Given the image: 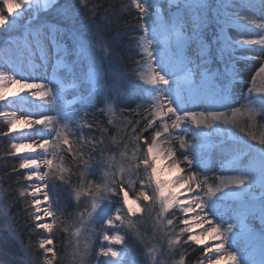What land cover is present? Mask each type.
<instances>
[{
	"label": "snow or ice",
	"instance_id": "obj_1",
	"mask_svg": "<svg viewBox=\"0 0 264 264\" xmlns=\"http://www.w3.org/2000/svg\"><path fill=\"white\" fill-rule=\"evenodd\" d=\"M0 46L7 264H264V0H0Z\"/></svg>",
	"mask_w": 264,
	"mask_h": 264
},
{
	"label": "rangeland",
	"instance_id": "obj_2",
	"mask_svg": "<svg viewBox=\"0 0 264 264\" xmlns=\"http://www.w3.org/2000/svg\"><path fill=\"white\" fill-rule=\"evenodd\" d=\"M251 14L253 16V19L256 20L257 23L261 22L260 19H259V12L258 11L255 12V13L251 12ZM235 31H237V30H234V32ZM4 34L6 35V33H4ZM252 38H255V37H252ZM11 59H12V51H11V49H9L7 46H0V65H3V64H6V63H10ZM253 75H254V73H253ZM67 81H68V90L70 91L69 96H70V100H71V98H72L71 93L73 91V88H72L73 82L71 80H67ZM256 83H257L258 87H261L259 84L260 83H264V81H261L258 78ZM250 87H251V83H250ZM2 122H4V121L2 120ZM209 167H213V165H210ZM6 211H7V209L0 208V237L4 236L8 232L9 227H11V225L5 223L4 217H5V212ZM142 231H143V229H142ZM65 235L66 234H63V233H60V232L56 233L57 237H63ZM19 239L23 240L25 245L29 244V238H28L27 235L21 234L19 236ZM54 243L56 244L57 248L59 249V247H60L59 241L57 239H54ZM93 243H94V240H93ZM32 248L35 251L34 240L32 242ZM119 248H120V246L117 245L116 249L119 250ZM72 251H73V249L71 247L67 248L68 255L64 258V264H74V261L72 259ZM7 261H8L7 255L4 252H0V262H3V264H7Z\"/></svg>",
	"mask_w": 264,
	"mask_h": 264
},
{
	"label": "bare ground",
	"instance_id": "obj_3",
	"mask_svg": "<svg viewBox=\"0 0 264 264\" xmlns=\"http://www.w3.org/2000/svg\"><path fill=\"white\" fill-rule=\"evenodd\" d=\"M248 15L252 16L251 12L247 13ZM253 18V16H252ZM25 70H28V65H25ZM51 75V74H50ZM57 79H63L64 80V87H65V99L66 100H70V96H69V93L70 91L68 90V81L67 79L61 77L59 74H57ZM36 82H39V81H36ZM260 86H264V83H260L259 84ZM247 87H250V83L247 85ZM245 94H247L246 90H245ZM34 103H40L39 101H35ZM241 103H245V101H241ZM209 165L213 164V158H209V162H208ZM215 167L218 169L219 168V165L216 164ZM230 174V173H228ZM227 264V262H226Z\"/></svg>",
	"mask_w": 264,
	"mask_h": 264
},
{
	"label": "trees",
	"instance_id": "obj_4",
	"mask_svg": "<svg viewBox=\"0 0 264 264\" xmlns=\"http://www.w3.org/2000/svg\"><path fill=\"white\" fill-rule=\"evenodd\" d=\"M119 114H117L118 117ZM0 129H5V123L2 122V120L0 119ZM8 146V141L6 139L0 138V154L3 153V151L5 150V148ZM3 164V161H0V165ZM6 187V185H5ZM16 209H13V211H15Z\"/></svg>",
	"mask_w": 264,
	"mask_h": 264
}]
</instances>
